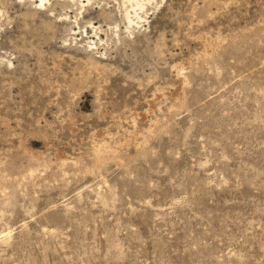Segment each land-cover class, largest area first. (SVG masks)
I'll use <instances>...</instances> for the list:
<instances>
[{"label":"rangeland","instance_id":"rangeland-1","mask_svg":"<svg viewBox=\"0 0 264 264\" xmlns=\"http://www.w3.org/2000/svg\"><path fill=\"white\" fill-rule=\"evenodd\" d=\"M0 264H264V0H0Z\"/></svg>","mask_w":264,"mask_h":264},{"label":"bare ground","instance_id":"bare-ground-1","mask_svg":"<svg viewBox=\"0 0 264 264\" xmlns=\"http://www.w3.org/2000/svg\"><path fill=\"white\" fill-rule=\"evenodd\" d=\"M43 1V0H42Z\"/></svg>","mask_w":264,"mask_h":264}]
</instances>
